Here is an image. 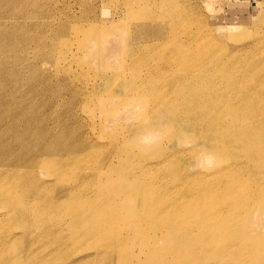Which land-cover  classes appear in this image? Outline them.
Returning a JSON list of instances; mask_svg holds the SVG:
<instances>
[{
    "label": "bare ground",
    "instance_id": "6f19581e",
    "mask_svg": "<svg viewBox=\"0 0 264 264\" xmlns=\"http://www.w3.org/2000/svg\"><path fill=\"white\" fill-rule=\"evenodd\" d=\"M142 3L138 2V5L141 4L139 6L142 7ZM125 6L132 10V4L127 3ZM117 24H113L112 28L116 29ZM115 36L116 33L110 35L112 43L100 42L101 49L104 48L101 51L85 48L81 52V56L86 58L83 62L90 65L93 59L108 65L121 64L119 58L122 43ZM185 36L187 39L178 43L174 56L163 57L159 61H152L151 57H148L150 60L145 59L150 68L145 80L153 86L150 92H158L161 82L173 85V89H168L158 100L156 97H146L150 93L148 89H132L133 86L139 87L144 83L142 81L138 84L136 81V78L142 79L140 77L143 74L135 64L130 67L132 78H122L123 71L113 74L114 80L123 82L122 84L118 82L105 86L104 93H99L100 86L96 85L94 89L97 96L93 89L95 106L101 111L102 117H105L102 127L111 119L120 129L117 136L111 138L116 152L105 163L112 171H117L114 168L125 161L124 158L131 160L128 164L130 166L123 167L124 176L120 179L109 177V181L99 184L96 203L75 201L80 189L75 187L80 184L75 186L63 180L61 183L66 188L63 195L66 196L56 198L54 195L38 193L40 191L32 188L22 175L12 177L10 170L0 171V243H7L13 235L10 229L5 228L4 221H12L14 218L21 220L20 226H29L28 231L32 233L39 232L44 238L54 235V248L60 251L70 243L77 247L96 235H103L105 241L89 246L101 259L130 254V247L126 245L133 243L146 255L144 259L135 257L137 262L134 264H206L202 262L205 256L219 255L232 261V264H241L242 261V264L263 263L264 259L260 256L264 251V92L260 90L264 82L262 79L259 81L258 72H251V76L245 75L244 72L235 70V67L225 66L226 62L218 59L212 52L204 50L194 54L191 50L197 39L189 33H185ZM76 54L77 52L71 54V57ZM178 58H185V61L190 58L195 66L190 67L181 62L178 67L181 72L171 77L173 64ZM214 67L215 72L212 71ZM164 71L169 72V76L164 75ZM232 74L236 76L233 77ZM167 77L171 80L161 81ZM140 106L143 108H139ZM96 108L86 103V110L91 115H94ZM131 117H137L138 121L129 124L128 128L124 121L119 120ZM164 132L167 143L164 141L166 138H161ZM185 137H189L196 145H201L198 149H192L191 153L198 155V163L207 166L203 171L192 174L194 180L189 178V173L181 164L179 156L185 153L184 148L174 146L177 142L183 143ZM50 141L25 162L33 166L51 165L49 174L59 178L71 163L85 167L83 163L88 160V156L85 155L86 152L79 155V150L88 145L72 146L63 144L60 140ZM2 156L7 158L6 152ZM23 160L24 157L20 154L10 161V165L17 166ZM154 167V176L161 177L160 183L145 180L149 170ZM102 170L103 168H99L97 173L100 174ZM13 171L16 172L17 169ZM247 177L250 182L246 186L239 182L241 178L248 179ZM186 178H189L187 182ZM131 180L134 191L131 193L133 201L129 207L131 213L136 215L130 217V211L122 210L113 193L118 186L125 187ZM19 188L23 193H18ZM164 191L174 194L164 198ZM251 199L259 200L256 217H253L255 201ZM122 205L125 207L124 203ZM161 240H165L163 245H159ZM1 251L6 258V249ZM225 253H231V256ZM187 255L195 257L192 262H184ZM58 256L61 260L70 258L64 255L61 257L60 254ZM0 264L7 263L0 260Z\"/></svg>",
    "mask_w": 264,
    "mask_h": 264
},
{
    "label": "rangeland",
    "instance_id": "374dc122",
    "mask_svg": "<svg viewBox=\"0 0 264 264\" xmlns=\"http://www.w3.org/2000/svg\"><path fill=\"white\" fill-rule=\"evenodd\" d=\"M138 2H143L142 7ZM127 3L132 4V10L126 8ZM115 23L118 24L116 29H113L112 25ZM113 33H116L115 39L122 43V54L119 58L121 64L108 65L93 59L90 65L83 62L86 58L81 56V52L85 48L101 51L104 48L101 49L100 42L112 43L110 35ZM185 33L197 39L191 50L194 54L204 50V52H212L218 59L226 62L225 66L235 67V70L242 71L245 75H250L253 71L258 72L259 81L262 79L264 82V0H0V171L10 170L9 174L12 177L17 174L24 176L32 188L40 191L38 193L48 196H61V198L66 196L63 195L66 190L65 185L61 183L63 180L75 186L80 184L82 187L80 185L75 187L80 188L79 193H76L75 201L96 203L99 184L109 181V177L120 179L125 173L123 167L130 166L128 164L131 160L124 158L125 161L114 168V170L118 169L117 171H112L105 163L116 152V146L111 143V138L117 136L120 129L111 119H108L102 127L105 117H102L101 111L95 106L94 88L100 86L99 93H104L105 86L119 82L114 80L113 74L122 71L124 72L121 74L122 78H132L130 67L135 64L143 74L140 77L142 79L136 78V81L139 82L138 84L142 81L144 83L139 87L135 85L132 89L145 88L149 93L153 86L147 84L145 80L146 74L150 73L147 60L159 61L174 56L178 43L187 39ZM51 49L53 50L50 51ZM75 52L77 54L71 57ZM184 59H176L171 77L181 72L178 68L181 62L190 67L195 66L190 58L187 61ZM212 71L215 72L216 67ZM166 74L169 76V72L164 71V75ZM232 76L235 77L236 74ZM169 80L171 78L168 77L161 79V81ZM93 89L95 95L92 94ZM168 89L172 90L173 85L161 82L159 91L150 92L146 97L158 100L169 91ZM260 91L264 92L263 83ZM86 103L96 108L94 115L87 112ZM119 120L124 121L126 128L129 124L138 121L137 117ZM165 134L164 132L161 138H166ZM188 138L185 137L183 143L177 142L174 146L184 148L185 153L179 157L191 179L192 174L199 170L203 171L207 166L198 163V155L191 153L192 149H198L201 145L198 143L196 145ZM50 139L60 140L63 144L72 146L88 145L79 150V155H84L86 152L85 155L88 156V160H85L86 164L83 163L85 167L71 163L72 165L59 178L49 174L51 165H28L25 160L36 154L46 142H51ZM164 141L167 143V138ZM4 152L7 158L2 156ZM20 154L24 157L21 164L10 165ZM99 168H103L100 174L97 173ZM13 169L17 171L14 172ZM149 171L145 180L160 183L161 177L154 176L156 167ZM189 178H186V182ZM249 179L241 178L239 182L246 186L250 182ZM191 180H194V177ZM132 182L133 180L129 181L130 184L125 187L118 186L113 193L122 210L130 211L128 213L130 217L136 215L134 212L131 213L129 207L133 201L131 193L134 191V183ZM185 187L186 184L184 189ZM18 193H23L21 188L18 189ZM163 194L166 198L174 193L164 191ZM253 199L251 200L255 201ZM258 201L253 202V217L259 212ZM19 221L21 220L14 218L12 221H4L5 228L10 229L13 234L7 243H0V260L6 261L7 264H134L137 262L136 258L146 257L140 247L132 243L126 245L130 247L128 249L130 254L101 259V256L96 255L94 249L89 246L105 241L103 235H96L77 247L74 246L76 244L70 243L60 251L54 248L52 242L54 235L44 238L39 232L28 231L29 226H20ZM262 222L264 223V220ZM130 243L131 241L127 244ZM164 243L165 240L159 241V245ZM2 249H6V258L3 257ZM59 254L61 257L64 255L70 258L61 260ZM225 254L231 256V253ZM220 256L223 262L220 261ZM194 258L187 255L184 262L190 263ZM260 258L264 259V251ZM212 259L218 263H214ZM202 262L232 264V261H228L223 255L205 256Z\"/></svg>",
    "mask_w": 264,
    "mask_h": 264
}]
</instances>
